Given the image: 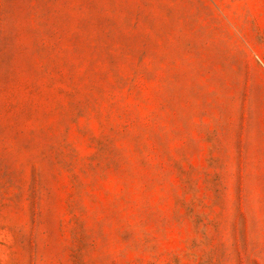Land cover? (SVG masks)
<instances>
[{
    "label": "rangeland",
    "instance_id": "374dc122",
    "mask_svg": "<svg viewBox=\"0 0 264 264\" xmlns=\"http://www.w3.org/2000/svg\"><path fill=\"white\" fill-rule=\"evenodd\" d=\"M0 264H264V0H0Z\"/></svg>",
    "mask_w": 264,
    "mask_h": 264
}]
</instances>
